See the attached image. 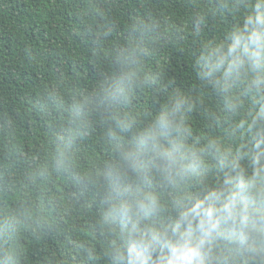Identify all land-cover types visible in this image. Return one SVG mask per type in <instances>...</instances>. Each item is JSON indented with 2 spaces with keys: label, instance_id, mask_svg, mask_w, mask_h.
<instances>
[{
  "label": "trees",
  "instance_id": "trees-1",
  "mask_svg": "<svg viewBox=\"0 0 264 264\" xmlns=\"http://www.w3.org/2000/svg\"><path fill=\"white\" fill-rule=\"evenodd\" d=\"M0 264H264V0H0Z\"/></svg>",
  "mask_w": 264,
  "mask_h": 264
}]
</instances>
